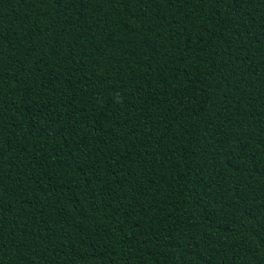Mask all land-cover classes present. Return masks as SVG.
<instances>
[{
  "label": "trees",
  "instance_id": "obj_1",
  "mask_svg": "<svg viewBox=\"0 0 264 264\" xmlns=\"http://www.w3.org/2000/svg\"><path fill=\"white\" fill-rule=\"evenodd\" d=\"M0 264H264V0H0Z\"/></svg>",
  "mask_w": 264,
  "mask_h": 264
}]
</instances>
